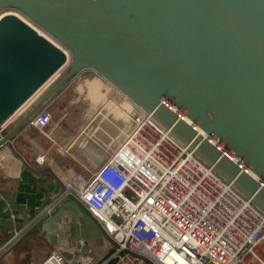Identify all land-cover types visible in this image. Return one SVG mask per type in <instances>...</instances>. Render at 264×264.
I'll list each match as a JSON object with an SVG mask.
<instances>
[{"label": "water", "instance_id": "obj_1", "mask_svg": "<svg viewBox=\"0 0 264 264\" xmlns=\"http://www.w3.org/2000/svg\"><path fill=\"white\" fill-rule=\"evenodd\" d=\"M0 15V125L66 68L0 145L92 71L264 215V0H0ZM62 213L40 225L52 243Z\"/></svg>", "mask_w": 264, "mask_h": 264}, {"label": "built area", "instance_id": "obj_2", "mask_svg": "<svg viewBox=\"0 0 264 264\" xmlns=\"http://www.w3.org/2000/svg\"><path fill=\"white\" fill-rule=\"evenodd\" d=\"M89 72L106 82L92 71L79 73L70 81L75 108ZM59 76L0 125V141L9 124L26 114ZM58 98L26 125L52 142V147L54 134L61 130L58 126L78 112L73 115L72 105L63 106L57 126L50 127L54 119L50 107ZM133 106L136 111L126 120L124 132L117 138L105 132L104 125L114 129L115 122L103 119L96 129L99 142L94 140V151L85 161L74 159L82 173L61 178L65 194L88 213L109 244L99 261L78 259L76 264H245L249 256L261 261L255 251L264 246V215L149 114ZM50 151L36 156L34 163L42 166L52 161ZM41 264L68 262L52 250Z\"/></svg>", "mask_w": 264, "mask_h": 264}, {"label": "crops", "instance_id": "obj_3", "mask_svg": "<svg viewBox=\"0 0 264 264\" xmlns=\"http://www.w3.org/2000/svg\"><path fill=\"white\" fill-rule=\"evenodd\" d=\"M52 97L50 100H55ZM85 98L94 101L88 95L82 96L80 102L84 103ZM97 99L101 101V107L94 101L97 114L92 122L113 116L104 111L106 102L100 97ZM21 117L9 124L4 137ZM88 122L80 127V135H76L70 144H60L61 148L52 149L49 140L27 126L0 148L3 162L0 170V264H41L52 250L59 251L68 264H76L78 259L97 262L107 253L106 237L88 213L65 194L62 184V179H73L78 173L72 166L62 167L61 164L70 159L85 161L88 153L94 151L89 144L90 136L96 137L97 133L89 127L90 119ZM49 149L52 161L36 165L34 158ZM89 161L93 162L92 159ZM60 208L63 213L58 218L55 243H52L51 233L43 231L40 225Z\"/></svg>", "mask_w": 264, "mask_h": 264}, {"label": "rangeland", "instance_id": "obj_4", "mask_svg": "<svg viewBox=\"0 0 264 264\" xmlns=\"http://www.w3.org/2000/svg\"><path fill=\"white\" fill-rule=\"evenodd\" d=\"M37 30L39 31V29H37ZM65 71H66V68L62 69L60 71V73H59L60 76L57 78V80L60 79V77L65 73ZM86 78H88V79H85L87 86L84 88V92H82L81 96L88 97V95H90L92 100L98 102L99 107H101V105H100L101 101L97 98L100 97V99H102L104 102H106L107 106L105 107L104 111L107 113V115H113V116H108V118H106L104 121L105 122L109 121L110 123L113 121V123L115 122L114 123L115 125L112 124V126L114 127V129H113L109 126V124L108 125L105 124L103 129H105V132L107 131L108 133H113V136L115 138H117L119 136L118 134L120 133V131L124 132L126 120H129L127 118V114L130 113V115H131L132 110H134V112H135L136 111L135 107L131 104V102H129L123 95H121L110 84L103 82L102 80L99 81L96 78H94V75L91 72L86 74ZM89 78H92V79H89ZM56 81H54V83ZM70 84L71 83L69 82L66 85H64L52 97V99H54V98L59 96V98L56 100V102L54 101V103L50 107L51 112L54 114V119H53V122L50 124V127L55 128L57 126V122H58V118H59V112L63 106L67 105L68 107H71V105H72L73 106V110H72L73 115L77 112V109H78V112H77L75 117L72 115H69L68 117H66V119H65L66 123L63 126H61V128H60V126H58V128L61 130H57L56 133L54 134L55 138L53 139L54 145H53L52 149H56L58 147L61 148L60 144H70L74 140L76 135H78L77 132H79L81 130L80 127L85 126V124L88 122V119H90V121H91L89 127H91V129H94L95 133H97L96 129L100 123V121L99 122H92L94 120V117L97 114V111L95 109L96 104L94 103V101H91V100L85 98L83 100L84 103H81L79 101V103L76 105V108H75L74 105L76 104L75 103L76 102V100H75L76 96L74 94L73 87ZM38 99H37V101H38ZM76 117H79V120ZM118 118L121 120L118 121ZM120 121H123V122H120ZM102 123H103V120H102ZM32 130H30V131H32ZM89 133H91V131H89ZM95 139L97 140V138L94 137L93 135H92V137L90 136V143L89 144L91 145L92 149H94V140ZM44 142L46 143V141H44ZM96 142H99V141L97 140ZM51 143L52 142H50V145H51ZM48 145H49V143H48ZM62 153H64V152H62ZM88 154L91 155V152ZM89 155H87V156H89ZM255 253L259 257V259L264 262V246H260L255 251ZM261 261L255 259L253 256H249L246 259L245 264H262Z\"/></svg>", "mask_w": 264, "mask_h": 264}, {"label": "bare ground", "instance_id": "obj_5", "mask_svg": "<svg viewBox=\"0 0 264 264\" xmlns=\"http://www.w3.org/2000/svg\"><path fill=\"white\" fill-rule=\"evenodd\" d=\"M0 16H1V15H0ZM21 18H22V17H21ZM22 19H23V18H22ZM37 31H38V30H37ZM38 33L41 34V31H38ZM41 35H42V34H41ZM52 42H53V41H52ZM57 74H58V73H57ZM57 74H55V75H54V76H53L48 82H50V81H51V80H52ZM48 82H47V83H48ZM110 85H111V84H110ZM111 86H112V85H111ZM43 87H44V86H43ZM43 87H42V89H43ZM112 87H113V86H112ZM113 88H114V87H113ZM42 89H41V90H42ZM114 89H115V88H114ZM41 90H39V91H38V92H37L32 98H34V97H35V96H36ZM119 93H120V92H119ZM120 94H121V93H120ZM121 95H123V94H121ZM123 96H124V95H123ZM124 97H125V96H124ZM32 98H31V99H32ZM125 98H126V97H125ZM31 99H30V100H31ZM126 99H127V98H126ZM30 100H29V101H30ZM127 100H128V99H127ZM29 101H28V102H29ZM128 101H129V100H128ZM28 102H27L26 104H28ZM129 102H130V101H129ZM127 118L130 120V113L127 114ZM262 262H263V261H262ZM263 263H264V262H263Z\"/></svg>", "mask_w": 264, "mask_h": 264}]
</instances>
